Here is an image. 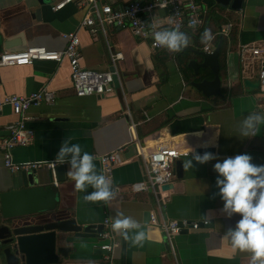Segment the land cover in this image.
<instances>
[{
  "label": "crops",
  "instance_id": "crops-1",
  "mask_svg": "<svg viewBox=\"0 0 264 264\" xmlns=\"http://www.w3.org/2000/svg\"><path fill=\"white\" fill-rule=\"evenodd\" d=\"M130 1L103 0L111 5ZM50 4L49 0H0V36L20 40L11 50L30 46L60 50L65 45L61 34L77 30L81 66L106 71L111 69L109 50L121 52L123 57L116 63L114 92L106 96H76L66 60L0 66V97L26 96L41 88L54 95L51 103L27 109L25 124L33 131V137L28 145L11 150L12 161H52L61 142L67 139L69 143H78L82 152L93 154L96 170L102 173L97 157L127 145L121 162L112 169L110 181L112 186L124 187L142 180L145 174L143 162L135 157L129 143L131 122L136 124L137 139L149 151L163 143L174 145L184 154L176 159L182 166L181 177L162 191L164 202L149 190L124 191L107 202L85 201L84 195L93 189L76 191L74 182L65 175L68 168L65 164L60 179L54 182L58 194L56 209L46 216L73 218L83 225H102L99 232L104 229V219L112 221L116 213L136 220L146 239L133 245L131 234L136 230H130L129 239L125 240L112 229L117 240L113 264H248L249 254L233 252L224 237L225 230L238 217L229 218L221 211L222 201L216 194V173L212 168L215 161L205 164L193 161L194 166L189 169H184L182 162L191 158V148H211L216 159L243 152L251 156L253 163L264 164V126L253 137L238 138L239 122L245 115L264 114V90L259 85L256 88L245 84L258 83L256 68L243 71L236 52L240 44L264 41V0H243L239 10L221 7L213 0H201L202 9L215 13L209 17L212 36L227 22L233 23L236 33L233 46L220 59L221 97L203 96L189 84L180 68L184 61L186 66L190 60L201 62L199 53L204 52V44L198 53L186 51L176 57L175 52L166 48L152 49L147 39L135 38L126 28L107 27L104 32L99 30L92 35L87 28L79 27L83 10L77 4L70 3L56 11ZM228 14L234 20L223 22ZM192 43L189 37L186 48ZM210 44L215 48L213 41ZM16 120L9 106L0 108V140L8 136ZM47 169L39 171L46 174ZM13 173L4 166L0 153V193L13 187ZM150 212L158 219L207 220L208 225L174 236L170 246L161 230L149 223ZM99 232L90 238L61 234L59 245L69 248L61 264H103L105 255L99 253L103 242Z\"/></svg>",
  "mask_w": 264,
  "mask_h": 264
},
{
  "label": "built area",
  "instance_id": "built-area-1",
  "mask_svg": "<svg viewBox=\"0 0 264 264\" xmlns=\"http://www.w3.org/2000/svg\"><path fill=\"white\" fill-rule=\"evenodd\" d=\"M50 8L54 11L63 8L65 5L75 3L83 10V17L79 27L87 28L89 33L95 35L97 31H105L107 27H117L128 29L132 36L137 39H147L149 45L154 50L163 47L154 44L151 32L163 28H197L205 15V10L201 8V0H132L125 5H111L103 0H49ZM163 11V14L159 12ZM232 22L224 23L214 35L228 37ZM65 40V45L60 50H49L41 46H30L23 50H3L0 52V66L30 65L34 61H53L60 63L66 60L69 65L70 78L73 92L76 96H106L114 92V78L117 75L116 63L122 59L121 52L109 50L110 70L96 71L87 69L80 64L82 58L80 42L77 30L61 34ZM213 36V38H214ZM208 42L203 51L211 53L214 47ZM239 63L243 71L256 68V77L259 88L264 90V41L240 44L237 48ZM54 95L46 88L32 92L26 96L5 95L0 97V108L9 106L17 116V120L9 130L8 136L0 140V153L4 166L12 172L18 170L40 169L43 167L53 169L61 163H50L44 161L19 162L12 161L11 150L14 147L28 145L33 137V131L29 129L25 122L27 120L26 111L32 105L41 103H51ZM136 124L131 122L128 126L130 140L129 143L134 149L135 157L139 158L145 169L144 178L130 185L114 189L113 200L118 194L124 191L138 193L149 190L153 195L164 202L162 196V186L173 181V163L181 156L180 152L172 144L159 143L149 151L135 135ZM128 143V144H129ZM127 146V145H126ZM126 146H118L114 150L98 156L101 165V172L110 181L113 167L120 163L126 150ZM67 163H63L65 165ZM160 176V180L155 177ZM112 221L105 218L103 221V231L98 236L103 242L99 249L105 252L104 264H113V253L117 246V240L111 228ZM149 223L158 227L164 234L167 243L171 246L174 236L183 231H194L201 227H207L208 221H190L187 219H158L154 212L149 213Z\"/></svg>",
  "mask_w": 264,
  "mask_h": 264
},
{
  "label": "clouds",
  "instance_id": "clouds-1",
  "mask_svg": "<svg viewBox=\"0 0 264 264\" xmlns=\"http://www.w3.org/2000/svg\"><path fill=\"white\" fill-rule=\"evenodd\" d=\"M151 36L154 44L172 52L181 51L189 43L187 34L176 28L153 30ZM212 39L211 31L205 28L201 42L207 47ZM261 126H264V114L249 112L239 122L238 138L255 136ZM190 152L191 158L182 162L184 169L192 168L193 161L198 164L215 161L212 168L216 173V194L222 201L221 211L229 218L238 217L235 224L224 232L232 251L248 253V264H264V164L253 163L251 156L243 152L223 159H216L207 151L197 153L191 148ZM93 161V154L82 152L78 143L64 139L54 159L49 162L67 163L65 175L74 182L76 191L83 192L88 187L93 189L84 195L85 201L107 202L114 196V189L110 187V180L97 172ZM155 179L158 181L161 177L156 176ZM111 228L125 240L129 239L130 230H136L131 234L133 245H140L146 239V233L140 230L138 222L122 213H116L112 218Z\"/></svg>",
  "mask_w": 264,
  "mask_h": 264
},
{
  "label": "water",
  "instance_id": "water-1",
  "mask_svg": "<svg viewBox=\"0 0 264 264\" xmlns=\"http://www.w3.org/2000/svg\"><path fill=\"white\" fill-rule=\"evenodd\" d=\"M221 7L239 10L243 0H213ZM163 14V11L159 12ZM19 38L2 39L0 52L18 45ZM201 62L190 60L187 67L197 75L200 69H208L211 79L190 81L189 84L203 96H222L219 76L220 47L216 45L211 53L200 52ZM114 85L116 79L113 81ZM248 86L258 88V83ZM197 153L212 152L211 148H196ZM64 165L58 164L43 174L39 169L18 170L11 176L13 187L0 193V261L2 264H61L68 256L69 248L59 245L61 234L73 233L75 237H94L102 225H83L73 218L56 219L49 215L56 209L58 194L54 182L61 177ZM182 166L178 160L173 163V180L181 177ZM171 183L162 186V190ZM186 232V231H183ZM101 254L105 252L99 249ZM93 264V263H77ZM104 264V263H103Z\"/></svg>",
  "mask_w": 264,
  "mask_h": 264
},
{
  "label": "trees",
  "instance_id": "trees-1",
  "mask_svg": "<svg viewBox=\"0 0 264 264\" xmlns=\"http://www.w3.org/2000/svg\"><path fill=\"white\" fill-rule=\"evenodd\" d=\"M213 14L215 16V13L212 12V10L205 12V15L202 18V22L201 24L196 28V29H191V28H184L180 31H183L184 33L187 34L188 37H190L193 41V43L191 45H189L188 48L184 47L181 51L175 52L176 57H178L179 55H182L183 53H186V51L188 52H193V53H198L202 50V46L203 43L200 40L202 31L207 28L208 29V25L211 23L212 24V19H210V15ZM228 20H234L232 14H228L224 19H222L223 22H226ZM211 33L213 32L212 30H210ZM235 37H236V33L234 30V27L231 29V32L229 34L228 37H223V36H216L214 37L213 43L215 45H219L220 47V55H219V66H220V59L221 56L224 54V52L226 50H228V48H231L235 42ZM164 48V47H163ZM162 48V49H163ZM190 54V53H188ZM183 66L181 68V71L184 73V77L186 80L188 81H200L202 79H210L212 78L211 73L206 70V69H200L198 74L195 75L192 73V71L187 68L186 66V61H184ZM221 67V66H220ZM220 67H219V75H220ZM205 72H207V74H205Z\"/></svg>",
  "mask_w": 264,
  "mask_h": 264
}]
</instances>
